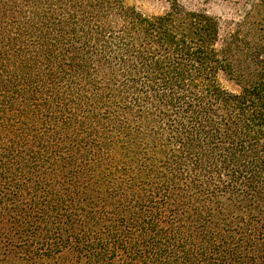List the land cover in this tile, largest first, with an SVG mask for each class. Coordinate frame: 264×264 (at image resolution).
I'll return each instance as SVG.
<instances>
[{"label":"trees","instance_id":"obj_1","mask_svg":"<svg viewBox=\"0 0 264 264\" xmlns=\"http://www.w3.org/2000/svg\"><path fill=\"white\" fill-rule=\"evenodd\" d=\"M230 49L179 0H0V264H264V62Z\"/></svg>","mask_w":264,"mask_h":264},{"label":"rangeland","instance_id":"obj_2","mask_svg":"<svg viewBox=\"0 0 264 264\" xmlns=\"http://www.w3.org/2000/svg\"><path fill=\"white\" fill-rule=\"evenodd\" d=\"M145 16L163 15L170 0H125ZM188 10L202 11L217 19L220 46L229 44L235 69L248 73L253 63L264 62V0H179ZM221 86L238 94L242 85L224 73L219 75Z\"/></svg>","mask_w":264,"mask_h":264}]
</instances>
